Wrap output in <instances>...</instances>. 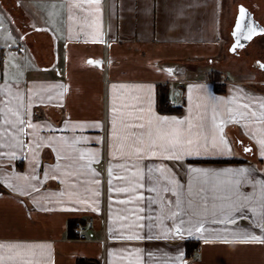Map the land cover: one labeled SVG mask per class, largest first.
I'll return each mask as SVG.
<instances>
[{
	"label": "crops",
	"instance_id": "crops-1",
	"mask_svg": "<svg viewBox=\"0 0 264 264\" xmlns=\"http://www.w3.org/2000/svg\"><path fill=\"white\" fill-rule=\"evenodd\" d=\"M0 2L27 51L0 52L4 264H184L186 241L192 264H264V34L233 36L241 6L264 27V0ZM158 84L181 116L158 113ZM173 118L194 145L150 148ZM222 159L241 162H195Z\"/></svg>",
	"mask_w": 264,
	"mask_h": 264
},
{
	"label": "snow or ice",
	"instance_id": "snow-or-ice-1",
	"mask_svg": "<svg viewBox=\"0 0 264 264\" xmlns=\"http://www.w3.org/2000/svg\"><path fill=\"white\" fill-rule=\"evenodd\" d=\"M91 2L99 3V0H91ZM97 11H99V8H97ZM244 17H245V9H244L243 6H241L240 7L239 17H238V19L236 21L235 30L233 32V36H237L240 33V30H241V27H242V23L241 22L243 21ZM257 31L264 32V29H257L254 25H250L248 27V29H247V35H246L245 38L246 39H251V37L253 35H255ZM237 46H241V45H239V41H237V44H235L233 46V51L235 50V48ZM89 62L90 63H95V64H99L100 63V61H95V60H91ZM261 66L264 67V64H262ZM168 71H171V69H169ZM261 107L264 108V104H262ZM10 111H11V109H10ZM114 111H115V109H114ZM230 111H231V109H230ZM14 115H16L17 120H18V122L20 124L24 123V121L21 118V115H20V113L18 111L15 112ZM253 115H255V113H253ZM232 119H235V117H232ZM173 120H174V118H173ZM153 121H156V122H167L168 118L167 117H158V116H154L153 115L151 118H149L148 122L151 125L153 123ZM174 123L177 125V127L174 128V135L170 139L165 140V136L163 134H159L157 139H150V143H149L148 146L151 148V147L157 145V142L159 140V141H161L160 144H159V147H160L161 151L171 150L173 152V154L179 153L181 151H187L188 149L184 147L185 144H187L189 147L193 146L194 145V141H192V140L183 141V140L180 139L181 129L179 128V125L182 122L174 120ZM223 123H224V121L221 120L220 124H223ZM29 126H32V125H29ZM138 127L143 128L144 124H139ZM189 127H191V123L190 122H189ZM158 133H159V129H158ZM148 135H149V137H151V131H149ZM141 136H143V133L141 134ZM221 143H223L225 148L228 147L226 141L221 140ZM259 143H260L261 149H262L261 154L264 155V139H260ZM248 150L249 149H247V148L245 149V151H248ZM153 154H155V153H153ZM169 158H172V157L170 156ZM176 158H178V155L176 156ZM196 171H199V170H196ZM241 171H246V170H241ZM197 230L199 231L200 229H197ZM176 234L177 235L181 234L179 228L176 229ZM136 238H138V237H136ZM245 239L258 240V239H260V237L252 235V236L245 237ZM0 247H4V246L0 245ZM8 247H9V249H13V248H16L17 246L16 245H9ZM0 264H4V257L3 256H0Z\"/></svg>",
	"mask_w": 264,
	"mask_h": 264
},
{
	"label": "rangeland",
	"instance_id": "rangeland-1",
	"mask_svg": "<svg viewBox=\"0 0 264 264\" xmlns=\"http://www.w3.org/2000/svg\"><path fill=\"white\" fill-rule=\"evenodd\" d=\"M17 1V0H16ZM23 1L25 0H18ZM21 22L20 19H18ZM48 18L47 17H38V19H33V25L28 26L25 28V33L27 30L31 29L32 27L38 26V24H47ZM18 24V23H17ZM4 25V26H3ZM22 25V23H21ZM20 32L18 26L12 23V18L10 17L9 13L7 12L6 8H3L0 2V52L1 50H10L9 46L15 45V47L20 48L23 53L27 54L25 44L20 40ZM30 48L32 49L33 53H48L49 50V42L47 38H35L30 40ZM2 48V49H1ZM1 54V53H0ZM10 59V58H9ZM3 65L6 69H9V73L13 75H20L23 73L22 64L20 62L10 61L3 62ZM251 69V68H250ZM252 71V69H251Z\"/></svg>",
	"mask_w": 264,
	"mask_h": 264
},
{
	"label": "trees",
	"instance_id": "trees-1",
	"mask_svg": "<svg viewBox=\"0 0 264 264\" xmlns=\"http://www.w3.org/2000/svg\"><path fill=\"white\" fill-rule=\"evenodd\" d=\"M1 61V59H0ZM218 92L219 89L216 88ZM170 86L168 84H158L156 86V109L158 113L162 115H176L181 116L183 114V104H170ZM195 162L205 163H227V162H241L236 159H222V160H199ZM198 248V245L194 241L185 242V256L184 264H192L194 258V252Z\"/></svg>",
	"mask_w": 264,
	"mask_h": 264
},
{
	"label": "built area",
	"instance_id": "built-area-1",
	"mask_svg": "<svg viewBox=\"0 0 264 264\" xmlns=\"http://www.w3.org/2000/svg\"><path fill=\"white\" fill-rule=\"evenodd\" d=\"M92 226V219L89 218L87 223L84 225L81 220H76L72 227V233L75 238L79 241H86L89 240L87 235V229ZM105 243V240H103ZM198 253V250H195Z\"/></svg>",
	"mask_w": 264,
	"mask_h": 264
},
{
	"label": "water",
	"instance_id": "water-1",
	"mask_svg": "<svg viewBox=\"0 0 264 264\" xmlns=\"http://www.w3.org/2000/svg\"><path fill=\"white\" fill-rule=\"evenodd\" d=\"M239 13H240V11H239ZM238 17H239V15H238ZM241 23H242V27H241L240 33L237 36H234L235 39H237L238 36L242 37L244 35L245 31H247V29H248V27L250 25H254L257 29H264V27L261 26L258 23V21H256L253 18V16L246 9H245V17H244V19H243V21ZM234 30H235V26H234ZM258 34H264V32L257 31L255 35H258Z\"/></svg>",
	"mask_w": 264,
	"mask_h": 264
}]
</instances>
